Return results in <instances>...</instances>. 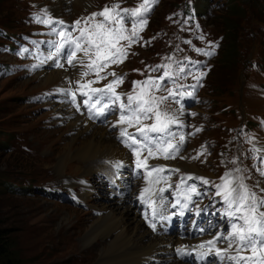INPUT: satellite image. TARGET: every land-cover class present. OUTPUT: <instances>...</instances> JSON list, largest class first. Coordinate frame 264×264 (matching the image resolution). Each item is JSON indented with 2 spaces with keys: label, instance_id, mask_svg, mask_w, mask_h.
<instances>
[{
  "label": "rangeland",
  "instance_id": "1",
  "mask_svg": "<svg viewBox=\"0 0 264 264\" xmlns=\"http://www.w3.org/2000/svg\"><path fill=\"white\" fill-rule=\"evenodd\" d=\"M47 3L51 10L53 6L51 0H0V219L8 227L13 248L22 257L23 264H95L101 254L102 245L109 237L98 238L86 244L82 241L83 235L92 219L96 217L94 209L100 207L99 203L103 200V196L111 198L110 200L114 197L110 196L105 181L93 194L92 191L98 187L95 186L97 180L103 179L101 171L98 169L94 173H83L80 169H76L77 165H82L81 162L75 161L76 159H66L61 175L56 173L58 157L66 151V141L61 138V134L67 135L73 131L67 130L65 121L60 120L64 116L53 111V104L46 102L68 98L72 92L83 96L77 91L82 84L92 80L95 82L91 87L101 88L113 77L106 76L105 79L96 81L92 72L82 77L81 73L87 71V68L77 63L75 67H68L69 78L75 81L77 88L72 90L70 88H73V82L67 87L63 82L64 77L48 86H42L37 73L33 74L31 71L24 74V66L29 65L30 61L34 62L38 55L35 43L28 42L24 36L36 37L46 31H42L40 23L35 19L29 22L28 16L39 15L37 9L42 14L50 16V13L39 8ZM67 3L73 8L77 5L69 1ZM107 3H118L121 8H134L142 3V0L111 2L87 0L86 5L82 7L77 5L78 8H74L72 13L71 8L63 7L60 14L54 13V15L69 21L68 16L71 14L72 25L73 22L81 20L80 16L88 9L98 8ZM79 9L83 13L77 16ZM230 16L237 18L231 29L225 23V18ZM145 18L148 24L140 32V37L146 42V46H134L133 49H136L134 53L130 48L129 56L123 63L111 65L105 72L126 74L124 82L116 87L118 93H123L130 81H138L143 77L145 72L143 59L148 61V68L162 66L165 61L170 63L179 61L181 67L186 60L190 61V64L184 65L185 71L180 75L179 80L182 83L178 88L171 87L178 94L175 98L164 102V104L169 102L164 110L172 112L171 114L176 115L181 122L172 125L171 131L179 132V134L174 133L176 136L173 143L179 139V135L185 136L186 142L180 153L185 154L187 158L181 159L177 156L174 159H165L163 156L156 158L157 163L152 165L165 166L164 172L172 177L171 180L156 184L159 188H165L168 194L172 191L177 192L175 185L182 178L193 177L186 179V184L182 187L196 185L198 191L202 193L200 196H195L196 206L210 208L214 222L220 223L227 235L228 218L223 215L225 205L221 197L216 195L217 189L214 186H207L195 177L213 181L214 185L221 183L224 173L220 170L222 163L227 162L224 153L230 149V127H238L244 122L250 128H254L259 126V123L254 122L256 114H264V0H157ZM56 21L54 24L58 27ZM80 25L85 26L83 20ZM65 26L70 25L65 24ZM125 27L130 29L131 24L126 23ZM230 33L236 38L235 50L231 54L227 47ZM51 37L56 38L52 41L60 39L53 34L46 38ZM141 39L136 45L141 44ZM1 44L6 51H12L13 54L1 49ZM40 47L46 51L55 50L54 46L44 41L38 48L41 49ZM198 48L210 51L212 54L197 52ZM24 49H28L29 52L25 59L24 54H21ZM77 56L85 60L82 53H77ZM44 59H46L44 55L38 59L39 65L34 71ZM57 62L61 63L59 59L54 58L51 67L62 69L63 67H56ZM149 73L157 74L153 70ZM200 73H204L203 77L199 80L198 86L192 88L191 85L197 84L194 77L199 76ZM131 86L133 87V84ZM169 87L164 85L159 90L153 89V92L156 96L161 92L164 93L162 96H167L166 90ZM57 89L69 91L65 93ZM130 91L133 94L140 92L136 88L135 91L133 88ZM189 92L193 95L188 96ZM179 93L184 95L181 96ZM35 95H39L38 102L33 101ZM126 99V95H123L122 100L126 101ZM176 100H180V103H176ZM73 111L75 116L82 117L81 114ZM120 114L116 110L104 123L100 125L96 123V126L107 127L111 137L117 139L120 127L117 129L112 125L116 124ZM196 128H200L201 131L196 132ZM128 131L135 132V127L128 128ZM257 136L264 141V129ZM239 137L241 143H244L247 138L244 130L239 131ZM200 141H205V146L210 147L211 150L197 159L189 157L188 152L192 150L201 152V149L194 145L199 144ZM232 143L233 151L237 152L235 147L238 142ZM123 146L125 147L124 144ZM241 149L244 153H252L250 157L254 158L253 150L244 146H241ZM128 153L131 157L132 152ZM249 158H243L245 163L239 169L243 176L245 172L251 175L253 170H242ZM104 161L117 162L118 159L104 157ZM128 161L130 164L129 159ZM133 161H136L135 156ZM150 161L154 162L152 159ZM175 169L179 171H169ZM257 171H260L259 167ZM232 173L234 177L240 175L233 170ZM125 176L128 181L139 186L138 181L129 178V174ZM139 180L141 181L142 177ZM85 183L88 186L92 183V190L86 192L85 198L89 208L75 205L77 201L83 204L80 194L84 193ZM43 184L50 186L55 184L60 191L46 193ZM136 187H129V190L134 192ZM129 190L120 191L129 193L125 198H132L134 202L135 196L132 197ZM71 194L76 199L73 205L69 202L72 200ZM126 199V204L133 207L138 217L136 202L132 203L131 200ZM140 222L144 223L142 220ZM120 264H133V262Z\"/></svg>",
  "mask_w": 264,
  "mask_h": 264
},
{
  "label": "snow or ice",
  "instance_id": "2",
  "mask_svg": "<svg viewBox=\"0 0 264 264\" xmlns=\"http://www.w3.org/2000/svg\"><path fill=\"white\" fill-rule=\"evenodd\" d=\"M156 2L157 0H142V3L134 8H121L118 3L105 5L99 12H93L89 17L82 18L85 24L84 27H80L81 20L73 22L70 26H65L64 21L58 20L55 23L60 26L59 30L57 27H52L51 32L57 34L60 39L58 41H48L47 43L55 47L53 55H58L63 50H67L68 65L75 67L79 63L86 67L87 71L81 73L82 77L87 76L89 72L95 74L96 81L105 79L106 76L113 77L110 82L101 88L91 87L95 81L89 80L86 84H82L77 91L81 95L87 96L84 104L88 108L91 119L106 116L116 110L121 113L116 124L112 127L115 128L120 125L118 139L135 156L137 176H142L149 184L140 192L141 202L151 207L154 218L159 217L160 220H169L170 217L164 214L168 210L167 200L163 195L166 189L154 190L151 187L153 183H159L161 179H165L160 175L165 171V166L151 165L149 160L156 159L159 156H163L165 159H174L186 142L185 136L179 135V139L173 143L176 134L171 131V126L178 125L181 122L176 115L161 107L165 101L175 98L178 93L172 88L166 90L167 96H156L153 92V89L159 90L162 88V82L165 78L170 79L174 73L166 70L162 76L148 77L143 81H133L134 91L138 85L141 86V91L135 94L133 92L123 94L118 93L116 87L124 82L126 74L105 72L111 65L121 64L127 59L131 46L141 39L140 32L148 24L145 17ZM34 19L45 25L53 24L51 18L42 19L39 15H34ZM89 21H94V23H89ZM126 23L131 24L130 29L125 27ZM73 32H78L79 35L74 36ZM23 51L27 52L28 49ZM196 51L203 52L205 55L212 54L210 51L199 48ZM77 53H82L83 57L87 58L88 63L86 65H84V60L77 56ZM51 58L50 55L48 59ZM56 67H64V65L57 62ZM161 67L168 69L170 65H157L152 70L157 71ZM180 71L183 72L184 69H180ZM102 72H105V74L101 75ZM203 75L204 73H200L199 76L194 77L197 84L191 85L192 88L198 86ZM57 91L67 93L69 90L57 89ZM123 95H126V101L122 100ZM179 95L184 94L179 93ZM187 95L192 96L193 93L189 92ZM73 102H75V93H73ZM176 103L179 104L180 100H176ZM77 107L79 110V106ZM144 120H151L152 122L144 124L142 123ZM130 127H135V132H129L128 128ZM195 131L200 132L201 129L196 128ZM137 134H139V138H137ZM206 150L204 149V151ZM253 150L264 153V148ZM202 154V152H198L193 159H197ZM262 162H264V157H262ZM116 166L119 167L120 165L117 164ZM236 171H239V169ZM261 175H264V170H261ZM192 178L190 176L182 178L175 185L177 199L176 204L172 207L175 208L179 205L180 211L178 214L181 216L185 214V210H190L189 205L193 202V196L202 194L194 184L182 187L186 184V179ZM195 179L201 180L204 184L210 183L203 177H195ZM221 181L214 187L217 189L216 195L221 197L225 205L223 215L228 218L229 223L227 235L217 232L211 239L202 241L194 247L181 245L175 249L176 254L183 257L191 256L195 252L196 258L201 261H205L208 257H215L221 264H264V197L257 196L243 182V178L234 177L231 172L225 173L221 177ZM261 191H264V189ZM181 196L183 202L179 198ZM157 198L160 201L159 206L156 204ZM200 211L202 210L197 208L198 215ZM145 219H149L147 214ZM149 226L153 231L156 230L155 223L149 221ZM204 231L206 229H200L201 233ZM218 242H224L226 247L223 249L217 247ZM249 250L251 254H244Z\"/></svg>",
  "mask_w": 264,
  "mask_h": 264
},
{
  "label": "bare ground",
  "instance_id": "3",
  "mask_svg": "<svg viewBox=\"0 0 264 264\" xmlns=\"http://www.w3.org/2000/svg\"><path fill=\"white\" fill-rule=\"evenodd\" d=\"M51 1L53 3L51 10L49 9V5L47 8L56 14H60L63 7L71 8L72 13L74 8L76 9L78 6L82 7L87 2V0H74L75 2L67 0L78 5H75L73 8L66 0ZM61 54L62 52L56 55V57L60 58ZM53 62L54 58L45 60V63L53 64ZM62 62L64 65L63 70L42 67L38 70L39 73L36 72L40 85L48 86V84L59 81L64 77L67 80L65 83L71 86L72 80L69 78V66L64 61ZM60 104L53 102L54 112L61 113L64 116L60 120L65 121L67 130H72L73 133L67 135H65L66 133L61 134V138L66 141V151L58 157V162L55 166L56 173L61 175V170L66 159H76L75 161L82 164L81 166L77 165L76 169H80L83 173H94L95 170L101 169L105 174L106 181L111 186V190L121 194L124 192L123 196L125 197L126 192H121L120 190H129V187L126 185L128 179L123 174V170H118L115 164L105 162L104 157L118 158L120 165L127 167L129 163L128 159L131 163L132 156L130 157L128 151H125V147L121 146L120 143L115 141L116 139L111 137L107 127H98L96 123H91V121L83 116L81 118L75 116L72 113L73 108L69 103L65 106ZM73 112L76 113L75 111ZM117 126L120 127V125ZM260 148H264V145ZM258 178L260 184L257 190L264 197V191H261L264 186V175H261L260 172L258 173ZM70 180L72 183H75L73 179ZM135 181H138L139 186L136 187L134 192L129 191L132 197L138 198L141 190L148 183L143 186V178L141 181L139 179ZM91 185L92 183L90 186L86 183L83 185L84 193L83 195L81 194L83 201L87 196L86 192L92 190ZM71 198L72 200L69 202L73 203L74 199L73 197ZM110 199L105 195L103 196V200L99 203L100 207H97L101 210L100 214L97 215L95 213L96 217L90 222L82 239L84 243L90 244L95 239L109 237L105 241V244L102 245L101 254L95 264H120L124 262H133V264H155L154 262L156 264H187L185 261L175 257L173 248L170 245L171 243L179 244L182 240L174 238L171 234L159 235L154 233L151 228H146L145 222H140V220L144 221L140 212L138 211V217L140 218L138 219L136 213L133 211V207L126 204L125 198L118 199L114 197L112 198L113 200ZM94 208L96 207L94 206ZM218 247L223 249L226 245L219 243ZM244 254L248 253L245 252Z\"/></svg>",
  "mask_w": 264,
  "mask_h": 264
},
{
  "label": "trees",
  "instance_id": "4",
  "mask_svg": "<svg viewBox=\"0 0 264 264\" xmlns=\"http://www.w3.org/2000/svg\"><path fill=\"white\" fill-rule=\"evenodd\" d=\"M236 21L237 18L235 16L225 18V23L229 25L230 29L234 27ZM235 39L236 38H234L230 33V41L227 45L230 50V54L235 50ZM9 234L8 227L4 225L0 219V264H23L22 257L13 248V242Z\"/></svg>",
  "mask_w": 264,
  "mask_h": 264
}]
</instances>
